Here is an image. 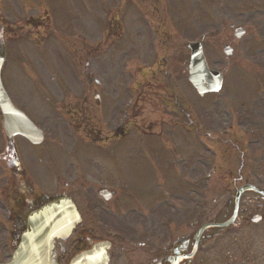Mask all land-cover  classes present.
I'll use <instances>...</instances> for the list:
<instances>
[{"label": "rangeland", "instance_id": "rangeland-1", "mask_svg": "<svg viewBox=\"0 0 264 264\" xmlns=\"http://www.w3.org/2000/svg\"><path fill=\"white\" fill-rule=\"evenodd\" d=\"M60 1L61 0H59V2ZM74 3H67L63 5V1L60 2V4L62 5L61 7L68 8V12H62L61 7H59L61 11L54 14L52 17V22H56V26H53L52 24L49 25H52V27L49 30L48 35L43 38L39 37L40 40L43 39L42 41L38 40L36 36H34L36 42L32 41V46L28 44L27 39H22V42L26 44V50L24 52V55H14L13 58L11 55L12 61L17 63L19 66L18 68L15 67V70H20V74L15 77H12V80H10L8 75L6 77V80L9 82V85L11 87L13 97L16 100L20 101V103L25 104V107H27L31 111L28 112L31 116H33L35 120L43 122L45 126H51L57 123L56 125L60 127V132L59 130H56V132H52L53 134H55L53 137V141L58 140L57 145L58 149L60 150V154L55 153L54 149L52 150L49 158H45L46 174L67 175L68 178L69 176L76 177L78 179V182L76 183L77 186L82 182V180H79L80 178L84 180L83 183H85V186H88L86 184H94V182L95 184L104 183L108 186H112L117 189H123L124 193H128L129 188L127 187V184L117 180V177H120V175H127L130 178V186L133 192L137 197L140 198L141 202L145 204H147V201H150L149 191H151L152 189L149 188V186L151 185V181L144 175H162V187L160 186V188H162L163 192H165L163 193L164 195L161 196L166 202L164 203L166 204L164 207L174 205L178 198H184L186 193H188L189 196L191 192L184 188L185 184H183L182 186H176L173 183L166 186V183L171 181L173 176L177 178L178 182L183 183L186 179L185 175H187L188 173L174 172L175 169L171 166V162L169 160H166V158L163 156L161 158L159 157L160 161H155L159 159L152 148L148 150L145 149V152L139 151V154L137 155H132L134 154V152L131 150L132 146H128V142H122L124 140L119 141V143L118 141H116L115 143L111 142L108 146L110 149L113 148L115 150L114 152H117V155L114 157H110L109 155H107V153L110 154L109 152H102L103 147L106 148L105 144H94V142L90 141V139L88 140V131H90L91 128L89 125L90 123L83 124V117L86 113V110L88 109V105L84 102V100L88 99L91 103L92 99L87 91L88 87L83 84V81L82 84L78 83V72H71L70 69L67 68V65L69 63L65 61L64 66L63 62L64 60H70V63L71 61L75 62V66L79 64L76 58L77 54L83 55V51L80 49H82L84 45H90L91 43L93 44V33L92 31H89V28H86L85 26L81 25V19L83 17V14L88 17V19H86L84 23L90 27L89 17H97L99 14L91 13V9L95 7L96 4L95 0H85V3L83 2V0H80L76 4ZM188 4L189 5H186L185 7L186 14L187 16L193 17L194 20L192 18L188 19L186 22L188 27H193V29L189 28L193 32H191L190 30H186L187 38H193L196 35L200 36L199 32L201 31L212 32V29H218L217 34H213L214 36L210 34V40L206 41L208 51L207 54L213 64L218 66L220 64L221 59L224 57L222 47L225 41H232L236 45L244 46L252 44L253 41H258L262 44V40L264 39V0H253L252 3L249 2L248 4L247 0H218V9L220 7H224L225 4L229 5V7H233V4L235 5L237 13L234 14V17H231L229 15L231 11L228 7L219 10V15L217 12H215L210 16L204 17L203 9H201L202 6H200V9L198 11L193 10L196 8L195 6H197L199 2H195V0H189ZM58 5V3L54 5L55 9L56 7L58 8ZM82 7L84 8L81 10ZM192 7L195 8L192 9ZM76 9L78 10V12L76 11ZM224 11H226V14L223 17ZM61 13L63 15V18ZM200 13L202 14L199 15ZM232 23L235 25H242L243 27H249V23H253L254 25H256L255 29H257V31H253L254 29L248 28L246 35L242 39H240L239 42L236 43V41L238 40L233 37V31L229 27V25H231ZM58 28H60V32H58L56 35V30ZM181 28H184V26H182ZM67 35L70 37L66 39ZM229 36H231L233 40L227 39V37ZM53 46H55V48L60 49L59 52H57ZM68 46H74V50H70ZM163 50L165 51V53L162 54H165L167 59L166 62L163 63L162 68L169 69L171 72H174L173 70H179V73L180 70L183 71L185 67H183L181 63H178L180 62V60H182L183 57L185 58V56L187 55L186 51L176 52L177 55L175 58H173L171 55L175 53L172 50L167 47H164ZM109 56L110 58H113L114 66L116 62H119L117 64L121 63V58L117 57L116 54L111 52ZM116 59H118V61ZM234 60L235 61L233 62H237L238 60L242 61V59L239 57H235ZM24 61H26L25 64ZM240 63L243 64L242 62ZM11 66L12 64H10L9 70L11 69ZM75 68L76 67H74L73 69ZM228 70L231 71L232 67ZM7 71L8 70H6V72ZM240 85L241 87L239 86V88L235 85V87L238 89L236 92H239V95L243 96L244 98L245 94L247 93L245 89L246 87L243 85V82H240ZM81 86L82 88H80ZM86 92L87 95H85ZM55 107H57L59 113L62 114V119L60 118L59 122L58 117H56L54 114V116L50 115V117L47 115L48 113L52 112L50 111L51 108ZM73 107H77V109H74V111H76L78 115H76L75 117L73 116V114L72 116L69 115V117L73 120L68 121V117L66 116V108L72 109ZM113 119L114 116L111 117V120ZM68 125H72V127L68 128ZM76 126L81 128V130H76ZM75 138H79V140L76 141L75 148L72 147L73 150L72 148L70 150V146L73 144V142H75V140H73ZM197 139L205 140L204 138L200 137H197ZM79 143L80 148H77ZM93 144L94 146L93 148H91L90 146H92ZM195 145L196 147H194L193 152H195L196 154V151L201 148L202 144L198 145L195 143ZM211 145L214 147L215 150L217 149V147L223 145V143L216 141V143H213ZM77 149L79 152V158H81L82 160H80L79 158H75V151ZM128 149L130 154L128 153ZM175 151L173 147H167L168 156H171L172 153L174 154ZM125 152L128 153V161H132L133 158L137 156V159H135L134 161L138 162L131 163L130 165L126 164L125 166H122L121 163H116V161H122L124 155L123 153ZM240 152V150L230 151V153L235 155L239 154ZM179 154L185 157V155H183V148L181 149V153ZM240 155L241 154H239V156ZM31 158L34 159V163L36 164L37 158ZM225 158L226 160H224L223 162L226 163H229L228 160H232V158L230 157ZM234 159L239 160L240 157L236 156L234 157ZM147 161H150L151 165L153 163L158 169L154 171L152 168L153 166L151 167ZM26 164V168H28V165H30L29 158H26ZM253 167L255 168V171H253L251 176L249 175V171L246 172L244 176L249 175L251 179L255 182H257L258 180L264 183V171H260V169L256 167L255 162H253ZM54 169L57 170L56 173H53ZM204 171L205 170L196 171L194 168L192 169V172H189V174H191L195 179L201 174H203ZM238 171L239 169L237 170V172ZM36 173H40V170H37ZM219 175H225V177L229 176L228 172L225 170H221ZM50 179L53 180L56 178L55 176H51ZM200 180L201 177H199L197 181ZM224 185L225 182L220 178L219 180H215V182L211 185V188L209 189L211 192H209V195L207 196L208 210L215 209L217 210V212L219 210H222V206L225 205V203H223L225 199L230 197V195H234V187L232 188V190H230L229 188H225ZM201 186L202 183L196 185V187L199 188H201ZM170 187H172V189H169ZM225 189H229V191L225 192ZM179 192H181L183 196H178L177 194ZM200 199L201 195H197L196 193H194L193 200L194 202L196 201V204L200 203ZM142 206L144 207V205ZM139 207L143 209L141 206ZM143 210L145 211H141L143 218L141 220L137 219V221H141V223H136L135 226L131 223V220H124L122 222H120L121 220H119L116 223L120 225L128 223L125 225L128 227L129 224L133 226L130 228H141L149 230L151 234H159L160 232H162L160 233V235L163 237V242L165 236H167L168 234V227L164 228L162 224H159V219L157 221H153V218L151 217V211L153 209ZM208 210L205 213L206 216L208 214ZM163 211L167 210L164 209ZM148 217L149 219H146ZM156 218L158 217L156 216ZM5 227L7 226H1L0 234H5ZM5 236L7 237V234ZM156 237L158 238L159 235Z\"/></svg>", "mask_w": 264, "mask_h": 264}, {"label": "flooded vegetation", "instance_id": "flooded-vegetation-1", "mask_svg": "<svg viewBox=\"0 0 264 264\" xmlns=\"http://www.w3.org/2000/svg\"><path fill=\"white\" fill-rule=\"evenodd\" d=\"M144 0H136L141 3ZM158 3V1H155ZM143 17H147L148 13L140 12ZM159 10L155 8L153 15H157ZM149 16V15H148ZM93 115L97 119L96 109H93ZM259 128L264 129V125ZM6 150V148H5ZM44 154L43 159L40 157ZM36 157V168L40 169V173L33 175L26 169V158ZM49 157V146H38L31 144L20 135L14 136L13 140L8 142L7 151L4 153V158L0 160V225H5L10 228L11 235L5 237L0 234V262L9 261L20 239V232L27 225V218L31 211L38 208L51 200H55L62 196L68 195L73 197V200L79 201L81 198L92 199L97 205V212L102 221L108 216L103 211L113 214L114 202L119 198V190H114L107 206H104L100 200L99 194L94 195L93 184L83 186L80 183L78 186L62 181L59 175H47L45 161ZM57 170L54 169L53 173ZM51 176H55L57 182L56 188L49 186ZM70 186V187H69ZM101 188V187H100ZM100 188L98 192L100 193ZM83 190V192H82ZM81 208L79 202H77ZM264 203L256 202L253 198L244 199L242 209L238 212L239 225L236 230L230 235L222 234L220 252L206 253L200 251L199 247L204 248L211 236H202L198 241L197 249L194 251L195 242L197 241L196 234H191L185 231V234L176 235L184 236V239H178L174 242L170 252L168 253H150L149 251H125L118 252V256L114 254L113 249L115 243L112 241V247L109 251L108 264H264ZM261 216V230L257 229L255 223L249 219L253 215ZM94 219L97 217L93 216ZM258 222V223H260ZM89 219L77 226L72 235L64 241L57 240L55 243V257L57 260L66 264L70 258L77 254L82 248L89 244L102 240L103 234L99 232L97 227L92 224ZM257 223V224H258ZM255 233V234H253ZM183 238V237H182ZM230 240L235 243L234 251L227 253L222 246L223 240Z\"/></svg>", "mask_w": 264, "mask_h": 264}, {"label": "water", "instance_id": "water-1", "mask_svg": "<svg viewBox=\"0 0 264 264\" xmlns=\"http://www.w3.org/2000/svg\"><path fill=\"white\" fill-rule=\"evenodd\" d=\"M0 101L2 102V105L5 109L4 114L6 116V119L11 117V119H9V125L11 126L13 125V130H18L20 132H23V134L27 135L28 137L32 139L34 138L37 139V136H39V133L35 130L34 126L30 123V121L26 117H24L20 111L18 110L16 111V109L11 105L10 101H8L5 93L3 92L1 84H0ZM14 115L15 117H13ZM32 226L33 228L29 231V233L25 234V237H32V238L29 239L28 242L26 240L24 242V248L22 249L21 247L20 251H18L17 262L15 264H26L27 256L30 257L31 260L33 259L34 264H42V257L40 256V253L46 248V243L48 245V242L51 240V237L59 233L62 230L57 225L53 226L49 223L43 224V221H41L40 219H37V221H33ZM35 237H37V241H38V238H40V241L42 243L41 242L40 244L37 243V249H36L37 251L34 252V249H33V252H32L29 250L31 249V245L34 244ZM27 243L29 244L27 245L28 246L27 251H25V245ZM35 247H36V243H35ZM22 255H25V258L21 261ZM30 262L32 261H29V264Z\"/></svg>", "mask_w": 264, "mask_h": 264}]
</instances>
